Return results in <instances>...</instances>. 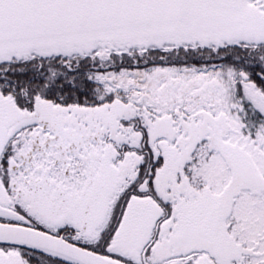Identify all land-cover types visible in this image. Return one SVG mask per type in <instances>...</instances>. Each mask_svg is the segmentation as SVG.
Here are the masks:
<instances>
[{
	"label": "snow or ice",
	"instance_id": "obj_1",
	"mask_svg": "<svg viewBox=\"0 0 264 264\" xmlns=\"http://www.w3.org/2000/svg\"><path fill=\"white\" fill-rule=\"evenodd\" d=\"M0 264H264V0H0Z\"/></svg>",
	"mask_w": 264,
	"mask_h": 264
}]
</instances>
